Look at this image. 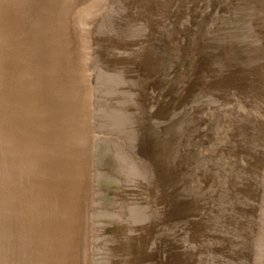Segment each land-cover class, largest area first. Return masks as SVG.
<instances>
[{
    "label": "bare ground",
    "instance_id": "bare-ground-1",
    "mask_svg": "<svg viewBox=\"0 0 264 264\" xmlns=\"http://www.w3.org/2000/svg\"><path fill=\"white\" fill-rule=\"evenodd\" d=\"M183 1L189 5L190 11L184 9V6H186V3H184V6L179 10L181 13L179 15L180 18L183 12L186 16H190L191 14H197L198 16L199 12L197 11L207 15L211 13L209 10L213 9L212 13L213 15L216 13L214 15V20H216L220 19L222 14H226L234 9V7L231 6L220 12L221 6L225 7V5L221 3L222 0ZM11 3V0H0V93L7 90L9 91L11 87L8 97H0V118H30L28 119L29 121H34L33 118L40 115L44 118V114L47 112L44 106V100H46L51 93L56 101L64 100L63 97H65V94L67 96L66 92H69V96L75 94L78 99H82L80 97L82 86H86L90 92L95 91V95L90 96V101L88 102L86 100L89 103V111L95 108L97 103L96 100L98 99L101 107H106L105 110L108 114H112L110 122L114 126L116 132L113 130V133L108 136L113 137L115 141H113V139H108V143L112 144L110 149H113L116 152V156L121 157V160H111L109 162L117 166L115 171H112L110 174L113 176L115 173V177L120 180L121 183L115 181L116 184L113 186L115 187L114 195H116V192L117 195L112 200L113 203L111 206L115 210L124 208L123 211H117L119 214L122 213L123 218L120 217L118 220H113L114 222L108 218L107 223H102L101 221H96L97 211L95 210L86 208L79 212L72 213L76 219L78 218L74 223L77 226L81 224L83 227V233L80 234L79 242L81 246H84L85 250L83 263L104 264L103 260L105 259L109 264H120L121 256L124 264H137V261L139 262V257H136V255L141 249L144 255L145 253L149 254L152 252L154 253L153 256L155 257L156 255L157 258L162 252V249H165L162 248L156 252L153 251L156 245L153 242L152 245H148L147 243H149L148 240L162 241L164 239L161 238L163 235H155L152 233L153 230L151 229L152 232L149 233V237L144 238V235L140 232L141 228L135 229L134 224L144 220H150L152 222V207L153 209L157 207L162 209L168 217L172 216L170 220H173L177 215L182 216L184 214L195 218L197 216L193 208L195 211H199L197 210L198 207L191 208L189 206L190 204H185L184 196L174 195L172 190L159 189L156 185V181L160 179H172L179 173L187 174V177L190 176V181L192 179L197 181L199 179L200 181L204 172L209 176L212 174L214 175V173L211 172L212 170L216 172L222 170L223 174L220 176L223 181L222 184L221 181H218L216 187L207 184L208 188L211 189L208 191L213 192L215 196L217 193V197H215L213 201L230 203L233 210L228 212L227 217L223 213L213 212L215 215L211 216L210 221H216L222 217L225 219V225L229 231L227 235L234 238L237 233L241 232L243 241L240 243V248L228 254L222 253V248L220 247V251H218L220 257L218 260H220L221 264H264V138L260 140V138H258L259 136H257L260 134L263 135L264 133V98L261 97L262 95H258L256 92L252 93L248 103H245V107L243 106L248 111H245L244 117L240 118L237 116L236 105L244 101H239V98H227L224 102L232 104L227 106L228 109L225 108L226 111L230 112L231 116V118H227L225 111L223 112L220 110L221 108L213 106L216 98L200 91L203 87L200 89V87L197 86L198 84H191L183 90V93L175 92L172 86L170 87L171 89H169L166 88L168 87L167 85L161 86L158 83L151 84L157 80H155L157 74L150 73L149 69L153 67L151 60H157L158 57L159 59L161 58V56L155 53L158 49H162L159 42L158 45H154L155 52H146L143 55L132 54V58L129 57L128 52L130 50H137L135 47L138 42H134L131 37H134L136 33L145 32L143 29L139 28L141 26L144 27V16L146 15L144 11L142 13L139 11L140 14L132 11L133 15H130L132 21H126V25L120 20H118L120 22L119 25L114 24V13L111 15L112 18L109 21L103 20L95 33L92 34L93 38L89 39L91 42L90 46V42H87L84 38H82V40L85 42H83L82 45L76 44V47H81V53L87 56L90 53V56L95 57L101 53L102 58H95V61L98 63L94 65L97 68L105 64L106 61L112 62L116 70L113 81H98L99 79H97V77L93 80L85 81L84 79L81 80V76L75 81H57L59 69H63L65 72L72 68L64 66L65 60L68 61L71 59L73 62L77 60V65H80L81 62H79L80 59H78L80 53L74 58V56L69 55V51H67V53L65 52L68 47L64 45V50L61 54L59 49L61 44L58 38H54L48 34L42 35L40 31L44 26L42 25L40 27L38 23L36 27L34 20L29 22L31 17L27 10V7H29L27 0H21L19 3H16L13 8L11 7ZM34 4L35 3H32L31 6ZM116 4L114 0H111L110 5L106 7L107 11L113 12L115 8H117ZM139 4L140 1L137 0V5ZM36 12L37 10H35L34 13ZM42 14H44V12ZM107 15V18H109L110 14L108 13ZM126 15L124 18L127 17ZM31 16L34 17L33 14H31ZM72 21L74 25L77 22V27L72 26V29H79L78 21H80V19H77L75 16L69 20L68 24ZM256 21L259 22L260 20ZM256 21L250 24V27L253 26V33L249 36L251 41L246 43L250 48L247 53H243L245 56L234 62V66L241 65L242 60H246L248 63L250 62L249 67L243 64L244 68L252 69L248 72V76L251 74L255 75V72H260L264 76V70L262 68L264 67V33L263 31H259ZM37 22H40V20H37ZM260 25L264 30V21L260 22ZM208 33L209 32H205L204 34ZM236 33L242 34L243 32L237 31ZM215 34H217V32ZM201 36H203V34L199 33L198 38ZM222 37L223 33L219 34L216 39L221 40ZM231 37H233V39L227 40L229 43L226 47H228L229 53L231 52L234 54L233 57L235 58V55L239 54L237 52V46H242L241 39L243 37L240 38V40H238L236 35ZM111 42L114 46L111 45ZM138 46L143 48L142 51L150 48V46L147 45ZM181 46L185 51L189 48L187 44H182ZM107 49L109 52H105ZM177 52H182V49L177 50ZM87 56L83 62L89 58ZM240 59L242 60L240 61ZM101 60L103 64L100 63ZM98 69L102 70L101 68ZM192 79L193 81H199L196 78V73L193 72ZM138 81H150L151 83L143 85V83H139ZM206 81H208V79ZM98 88H101L100 92ZM96 91H98L97 93L99 95H96ZM186 91H190L194 97L198 95L199 102L208 104L187 107L189 104H187V98L184 94ZM24 92H26L25 96H31L35 100H43L46 98L40 103V110L38 107L30 109V107L23 105L24 100L20 97L23 95L18 94ZM172 93L175 95H173L172 98L176 99V104H174L173 100L172 103L167 100V97ZM157 95L163 96V100ZM256 97H260L259 102L256 101ZM144 99L146 105L143 102ZM65 101L66 100H64V102ZM63 103L61 109H63ZM81 103L86 106L85 101ZM138 107L147 110L150 109L153 112L151 115L155 117L153 116L154 118L150 119L153 123L150 122L149 119H144V125L139 124V121H133L136 117L135 112H137ZM197 108L202 109L198 110ZM66 111L69 113L70 109ZM93 111L94 110H91V119L87 121L88 124L85 118L82 120V125H84L85 122L87 124V128L83 129L82 135L84 138H91V142L98 143L97 141H99V139L96 140L93 138L94 131L92 132V129L95 130L93 122L95 111ZM102 112L104 111L100 113ZM200 115L205 121L210 122L211 129L202 127V124L197 125V122L200 121ZM158 116H161L159 123L163 125H165L166 119L170 117H174L172 122L179 120V126L184 128L183 132L191 133L190 135L193 137V146L191 149L202 152L205 157L197 153L193 154L192 152L190 160L179 161L178 156L176 155L175 157L172 154L171 149L173 146L167 147V144L171 142L169 139L170 136L167 133L173 131L167 128L166 130L156 129L155 118H159ZM101 122H103V120H101ZM159 123H157V126ZM217 124L222 126H216ZM258 125L263 129L258 127ZM99 128L100 134H102L104 130L110 133L105 123L104 127H98V129ZM104 137L106 136L104 135ZM182 143L183 142H179V144L185 147L187 146ZM175 145L178 147L180 146L178 144ZM173 152L177 151L175 150ZM259 152L262 156L258 155ZM184 153L186 156L191 155L187 150L182 152L183 155H178L185 157ZM181 159H183V157H181ZM211 162H213V164H210L212 168H210L209 171L206 166H210L208 164ZM83 167L85 168L86 166ZM148 171L156 175L153 182H150V179L147 177ZM158 172L162 174L159 175ZM101 177L103 178V176ZM83 181L85 191L88 192L90 200L91 190L88 184L92 185L93 180H90L87 185L85 183L86 179L83 178ZM97 181H99V178ZM43 184L46 185L47 182L43 181ZM196 187L201 190L202 182ZM228 190H230V193H228ZM203 192L205 193V191ZM220 192L222 193L219 197L220 199H218ZM155 199L156 202L151 204V201H155ZM89 200L87 203L88 207ZM226 200H229V202ZM207 207L210 208L212 205L209 204ZM75 208L79 209V205ZM2 213L6 218V210H3ZM51 217L54 216H46V218L49 219H52ZM124 218L125 220H123ZM236 218L242 219L240 220L241 222L237 224L233 223L236 221ZM163 223L167 224L165 222ZM15 224L19 226L21 221L17 220ZM107 225L108 228L112 226V232L108 231ZM197 225H199V223H197ZM203 228L202 226H197L195 232H189L187 235L188 242L197 244L192 248L194 252H197L195 249L205 251L210 243H215L211 242V239L223 240L218 232L210 231L208 233L206 228H204L205 232L203 234L206 238L205 241L201 242V245H199V233L203 231ZM219 229L220 228L216 227V230ZM14 230L17 231L15 227ZM108 233L111 234V237L121 236L124 243H121L120 247L114 250V253L107 254L104 257L105 243L102 241L104 238L108 239V237L105 236V234ZM192 234L194 235L193 238L191 237ZM195 234H197L198 239H196ZM1 237L6 239L12 238L2 236L0 233V242H2ZM93 237L96 239V245L95 242L93 243ZM26 238L28 239V236L12 239H15V243H17L18 247L22 248L24 243L29 240H25ZM110 239L113 240V238ZM249 240H251L253 246L248 244ZM106 243L108 245V242ZM13 247L6 248L0 244V264H3L5 256L8 255ZM244 247L245 249H250V247L253 248L250 259L245 258L242 251ZM117 252L119 254L118 256ZM153 256H150V258L153 259ZM147 261H142V264H150Z\"/></svg>",
    "mask_w": 264,
    "mask_h": 264
},
{
    "label": "water",
    "instance_id": "water-1",
    "mask_svg": "<svg viewBox=\"0 0 264 264\" xmlns=\"http://www.w3.org/2000/svg\"><path fill=\"white\" fill-rule=\"evenodd\" d=\"M11 1V7L13 8L21 0ZM114 1L117 3L116 7L119 5L120 7L115 8L113 12H108L106 7L110 5L111 0H27L30 7H27V10L31 17L29 22L34 20L36 27L38 23L40 27L43 25L44 27L40 31L42 35L48 34L54 38H58L61 44L59 47L61 54L64 50V45H67L68 49L65 52L69 51L70 56L76 58L75 56L80 53L78 56L79 62H81L80 65H77V60H74V62L71 59L65 60L64 66L72 68L65 72L63 69H59L57 81H75L80 76L81 80L87 81L88 79L85 77H90V70L94 65L88 63V61L91 62L90 58H87L83 62L87 55L81 53V47H76V44L82 45L85 42L82 38L86 39L87 42H90L89 39L93 38L92 34L85 32V29H90L95 33L103 20L109 21L112 18L111 15L116 12V9L119 11L117 13H121V17L118 20L122 21L125 25L126 21H132L130 18V15H133L132 11L138 12L137 14H140L139 11L141 13L144 11L146 14H144V27L141 26L139 28L145 32L136 33L134 37H131L138 44L135 47L137 50L128 51L129 57L132 54L143 55L146 52L150 53L154 51V45H158V42L162 49H158L157 52H155L156 50L154 51L161 58L159 59L158 57L157 60H151L153 67L149 69L150 73L157 74L155 77V80H157L152 83L150 81H138L139 83H143V85L158 83L161 86L167 85L168 87L166 88L169 89L172 86L175 92L182 93L191 84H198L197 86L200 89L203 87L200 91L216 98L213 106L221 108L220 110L223 112L225 111L227 118H231V116L230 112L226 111L225 108L228 109L227 106L232 105L224 102L227 98H239V101H244L236 105L238 118L244 117L245 111H248L244 108V105L248 103L249 97L252 96L253 92H256L258 95L261 94V97L264 98L263 74L255 72V75L251 74L248 76V72L252 69L244 68V65L249 67L250 62L248 63L246 60L240 59V61L242 60V64L234 66V62L245 56L244 54L250 48L246 44L251 41L249 36L253 33V26L250 27V24L256 20H260L259 22L256 21V24L259 31H263L264 33L260 25V22L264 21V0H222L221 3L225 7L221 6L220 12L231 6L234 9L226 14H222L221 18L216 20H214L216 13L214 15L212 13L213 9L209 10L211 13L207 15L197 11L199 12L198 16L197 14L186 16L183 12L180 18L179 15L181 13L179 10L186 3L183 0H139V5H137V0ZM32 3H35L34 5L36 6H31ZM184 7V9L190 11L187 3ZM35 10H37V14L34 13ZM43 12L44 14H42ZM108 13L110 14L109 18H107ZM125 15L127 16L126 18H124ZM75 16L77 19H80L78 21L79 29L75 28L76 31L72 29V26L77 27V22L75 25L73 21L68 24L69 20ZM37 20H40V22H37ZM237 31H242L243 33L237 34ZM205 32L209 33L204 34ZM216 32L217 34H215ZM199 33L203 34L200 38H198ZM221 33H223L222 39L217 40V36ZM233 35H236L238 40L243 37L241 39L242 46H237L239 54L235 55V58L233 57L234 54L229 53L228 47H226L229 43L227 40L233 39L231 37ZM182 44H187L189 46L188 50L185 51L184 48H181ZM138 45H147L150 48L142 51L143 48ZM179 49H182V52H177ZM89 56L90 53L87 57ZM85 63L86 65L84 66ZM262 68L264 70V67ZM192 72L196 73V78L199 81H193ZM207 79L208 81H206ZM10 91L11 87L9 91L0 93V97H8ZM66 93L67 96L65 94V97H63L66 100L65 102L64 100L56 101L52 93L47 99L44 98L46 100L43 99L44 106L47 109L44 118L41 115L33 118L34 121H29L28 119L30 118H0V233L2 236L12 238L28 236L29 239L26 238L25 240L28 241L24 243L22 248H19L17 243H15V239L1 237L2 242L0 244L2 246L6 248L14 246L8 255L5 256L3 264H84L83 257L85 250L84 246L79 244L83 227L81 224L77 226L74 223L78 218L76 219L72 213L88 208L89 194L85 191L83 181V178L85 179L86 167H83L84 161L81 153L83 149L82 132L83 129L87 128L88 122L86 121L87 124L85 122L82 125V120L83 118L86 119V117L83 113L84 104L81 102L86 101L87 96L89 94L91 96V92L86 86H82V90L80 91L82 99H78L75 94L71 95L73 96L71 97L69 96V92ZM25 94L26 92L18 94L23 95L20 96L24 100L23 105L30 107V109L37 107L39 109L40 103L43 100H35L31 96H25ZM184 94L187 98L186 102L189 104L187 107L208 104L199 102L198 95L194 97L190 91H186ZM84 95L86 99H84ZM173 95V93L170 94L167 100L171 103L173 100L174 104H176L177 101L172 98ZM90 96L87 101H90ZM157 96L163 100V96ZM256 98V101L259 102L260 97ZM62 103L63 109H61ZM68 109H70L69 113L66 111ZM143 109H137V112H135L136 117L133 119V121H139L141 125H144V119L150 120L155 117L151 115L153 112L150 109ZM158 117L155 118L156 129L166 130L167 128L172 130L173 132L167 134L170 136L171 142H173L172 140H176L178 133L180 136V130L184 129L179 126L180 121L175 120L172 122L174 117H170L166 119L165 125H163L159 123L161 116ZM199 120L197 125L202 124V127L211 129L210 122L205 121L201 115L199 116ZM157 123H159L158 126ZM216 126L222 125L217 124ZM258 127L263 129L259 125ZM171 134H174L175 137ZM257 136L261 140L264 138V133ZM179 142L181 143L182 140ZM177 144L180 145L181 150V152L177 150L178 154L183 155L182 152L187 150L191 155L186 156L184 153L185 157H192V152L195 150L191 149V147L189 148V146L185 147L179 143ZM200 153L202 154V152ZM258 155L262 156L260 152ZM210 164H213V162L208 165ZM210 166H206L209 171L212 168ZM211 172L214 175L207 176V173L204 172L200 181L199 179L198 181L192 179V184L195 181V185L190 189V193H198L197 198L199 196L205 197L204 200L198 202L200 205L204 204L203 207L193 205L195 208L198 207L197 210L202 211V214H195L198 217L193 218L191 216L192 218L190 219H194L195 221L199 219L196 222L200 226L203 225L206 229L208 225L211 227V221L208 220L211 219L214 212L213 207L209 209L207 205L213 204L215 208H218L219 212L223 208L233 210L230 203L213 201L217 197V193L215 196L213 192L208 191L210 188H208L207 184H211L214 187L217 186L218 181H221L222 184L223 181L220 176L223 174V171L216 172L212 170ZM148 178L150 182L155 180L154 177ZM188 178L191 179L190 176ZM43 181H46L47 184L44 185ZM200 182H202L201 190L196 187L199 186ZM156 185L159 189L168 190L172 183L170 179H160L156 181ZM221 193H219L218 199H220ZM228 193H230V190H228ZM188 196H191V194ZM204 201L209 203H205ZM226 201L229 202V200ZM154 202H156V199L155 201H151V204H154ZM186 203L189 202L185 200ZM78 205L79 209H76L75 207ZM203 208H207V211L210 210L211 212L206 214ZM1 210H6V218L3 216ZM152 210L153 214L161 210L160 220L156 221L154 218L152 222L150 220L136 222L134 224L135 229L141 228L140 232L144 235V238L149 237V233L152 232L151 229L155 235H163L161 238H164V235L174 236L175 232H172L173 229L167 227L172 216L168 217L158 207L155 209L152 207ZM47 215L54 217L49 219L46 218ZM17 220L21 221L19 226L15 224ZM240 220L242 219L236 218V221L233 223H240ZM215 223L227 227L225 220ZM14 227L17 231L14 230ZM222 238L223 240L220 238V241L223 243L220 246L222 248L221 251L227 254L231 251L235 252L233 250L240 248V243L243 241L241 232L237 233L234 238L228 235H222ZM176 239L175 237L173 238L175 241ZM214 240L216 239L214 238ZM148 242V245H152V242L156 245L153 251L158 252L162 248L165 250L162 249V252L156 258L153 256L154 253L150 252L149 249L150 253H145L146 256L141 249L136 255V257H139V262L148 260L150 264H176V260L179 259L182 260L181 264H200L203 261L200 257L203 251H200V249H195L197 252H194L193 247L190 248L189 246L188 253L185 254L181 250L178 251L177 247H173L170 253L167 249L171 247L172 242L166 248L158 246L159 244L162 245V241L152 240ZM248 244L253 246L251 240H249ZM252 250V247L250 249L243 248L242 251L245 258L250 259ZM150 256H153V259Z\"/></svg>",
    "mask_w": 264,
    "mask_h": 264
},
{
    "label": "rangeland",
    "instance_id": "rangeland-1",
    "mask_svg": "<svg viewBox=\"0 0 264 264\" xmlns=\"http://www.w3.org/2000/svg\"><path fill=\"white\" fill-rule=\"evenodd\" d=\"M125 1H127V0H125ZM102 5H103V3H102ZM118 7H120V5ZM101 9H102V7H101ZM117 12H119V11H117V9H116V12L114 14V16H115V22L114 23H116L118 21V19H120V17H121V13H117ZM83 17H84V15H83ZM119 24H120V22L116 23V25H119ZM76 29H75V31H76ZM89 30L85 29V32H87L88 34H94L93 33L94 31L92 32L90 30V32H89ZM80 31H83V30H80ZM111 45L114 46L113 44H111ZM108 49L105 52H109ZM89 58L92 59V61L91 62L88 61V63L89 64L92 63L91 65H94V64L98 63L95 61V58L96 59L102 58V55H101V53H99L97 56H95V57L89 56ZM100 63L103 64L102 60L100 61ZM85 65H86V63L84 64V66ZM113 66H114V64H112V62L106 61L105 64L98 67V68H101L102 70L98 69L95 66V67L91 68V70H90V74H89L90 77L86 76L85 78L88 80H93L97 77V79H99L98 81H113V77L116 74V70L114 69ZM81 68H83V67H81ZM100 90H101V88H98L99 92H100ZM98 91H96V95H99L97 93ZM91 95H95V91H91ZM89 96H90V94L87 96L88 100H89ZM84 99H86L85 95H84ZM96 101H97V103L95 105V108L91 109V110L95 111V114L93 117L95 130L92 129V132L94 131L93 138H95L96 140L99 139V141H97L98 143H94V142H91L92 140L89 139L88 137H86V138L83 137V145H82L83 149H82L81 153L83 156L82 159L84 161V166H86V169H85L86 170L85 171L86 185L88 184V182L90 180H93L92 185L88 184V187L91 190L88 209L97 211L96 218H95L97 222L101 221L102 223L103 222L107 223L108 218H109V220L111 219L112 221L118 220V218H120V217L123 218L122 213L119 214V212H117V211H119V210L123 211L124 208L115 210L111 206L113 203L112 200L117 195V192H116V195H114L115 187H113V186L116 184L115 181L117 183H121V181L115 177V173L113 176H111L110 173H112V171H115L117 166L115 164L109 163L111 160L112 161L113 160H121V157L116 156V152L113 149H110L112 144L108 143L109 142L108 139H111V140L113 139V137L108 136V135L113 133V130H114V132H116L114 126L110 122V118H111L112 114H110V113L108 114V112L105 110L106 107H101V104L98 102V99ZM85 102H86V106H84L83 113H84V116L86 117V121H88L91 119V117H90L91 110L89 111V108H88L89 103H87V101H85ZM143 102L146 103L145 99ZM140 108H142V107H138V109H140ZM101 111H104V112L100 113ZM101 120H103L106 127L108 128V132H110V133H107L104 130L102 132V134H100V128L98 129V127H104V123L101 122ZM135 127H137V126H135ZM183 130L184 129L180 130V132H181L180 136L178 133V138L176 140H173V142H170L167 144V147L173 146V148L171 150H172V154L175 157L178 153L173 152V151L178 150L181 152L180 147L175 145V144L179 143V141L182 140L183 144L187 145L189 147L193 146V143H192L193 137L190 135L191 133H185V132H183ZM104 135L106 137H104ZM171 135L174 136V134H171ZM98 137H101V138H98ZM113 141H115V140L113 139ZM195 152H197V154H199L201 156H204V154L203 153L201 154L199 151H194L193 153H195ZM190 159H191V157H183V159H181V156L178 155L179 161L190 160ZM97 168H99V169H97ZM158 174L161 175L162 173L158 172ZM101 176H103V178ZM147 177H156V175L153 172L150 173V171H148ZM185 177H187V174L185 175L183 173H179L177 176L170 179L172 185L170 188H168V190L169 191L172 190L174 195L184 196L185 200L187 202H189L188 204H190L189 206L191 208L193 207V205L198 206V207H203L204 204L200 205V204H198V202L204 200L205 197L202 198L199 196L197 198L198 193H194V192L190 193L191 187L195 184H192V181L190 182V179L188 178L189 176L187 177L186 180H185ZM98 178H99V181H97ZM103 190H104V193H103ZM187 194L188 195L191 194V196H188ZM117 197H119V196H117ZM179 201H181V200H179ZM204 202L209 203L206 201H204ZM219 203L221 204V202H219ZM123 207H124V205H123ZM212 207H213L214 212L223 213L226 217L228 216V212H231L230 208H228V209L223 208V210L219 212L218 208H215V206H213V204H212ZM212 207H210L209 209H212ZM203 210L205 211L206 214H208V212H210V210L207 211V208H203ZM151 211L153 212V210H151ZM193 211L195 214H198V215L202 214V211L197 212L194 210V208H193ZM198 215H197V217H198ZM213 215H215V214L213 213ZM160 216H161V210L156 211L152 215L151 218H152V220H154V218H155L156 221H159ZM190 218H192V217H188L185 214L182 216L181 215L175 216V218L169 222L170 224L168 223V225H167V227H171L173 229L172 232H175L174 236H165L164 235V242L162 240V245L159 244V247L160 248L162 246L168 247L169 243L172 242L171 247L167 249L168 252L171 253L172 248L177 247L178 251L181 250L182 253L186 254V253H188L189 246H190V248L193 246H196L197 244H195L193 242L192 243L188 242V236L187 235L189 234V232L190 233L195 232V230L197 228V222L196 221L199 219H197L195 221L194 219H190ZM123 220H125V218ZM223 220H225V219L220 217L216 221L215 220L211 221V225H210L211 227H209V225H208L206 231L208 233L210 231L218 232L221 236L229 234V231L226 230L227 227H223L221 224L215 223V222H221ZM208 221H210V220H208ZM213 224H214V227H213ZM216 227H219L220 229L216 230ZM202 228H203V225H202ZM96 229H97V226H96ZM107 229L110 232L113 231L112 226H109V228H108V225H107ZM204 232H205V230L203 228V231L199 233V240H198L199 245H201V242L205 241L206 237L203 234ZM171 235H172V233H171ZM105 236L108 237V239L104 238L102 241L103 243H105V245H104V257L107 254L114 253V250L115 249L117 250L120 247L121 243H124L123 238L121 236L111 237L110 233L105 234ZM195 236H196V239H198L197 234H195ZM174 237L177 238L176 239L177 242L175 240H173ZM191 237L193 238L194 235L192 234ZM110 238H113V240H111ZM208 238H210V237H208ZM95 240L96 239L93 237V243L95 242V245H96ZM210 241L215 242V243L214 244L210 243L208 248L205 251H203V253L200 254V257L203 260L202 263H200V264H221L220 260H218L220 257L218 250H219L220 246H222L223 243L217 239L216 240L211 239ZM106 242H108V245ZM111 251H113V252H111ZM118 255L119 254L117 252V256ZM155 257H156V255H155ZM120 261H121L120 264H124V261H123L121 256H120ZM181 262H182V260H179V259L176 260V264H181ZM103 263L109 264L105 259L103 260ZM137 264H142V262L137 261Z\"/></svg>",
    "mask_w": 264,
    "mask_h": 264
}]
</instances>
